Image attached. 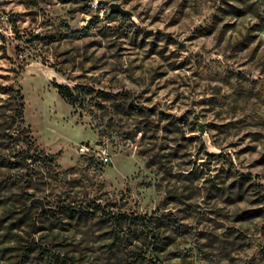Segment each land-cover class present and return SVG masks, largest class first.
<instances>
[{"label":"rangeland","instance_id":"obj_1","mask_svg":"<svg viewBox=\"0 0 264 264\" xmlns=\"http://www.w3.org/2000/svg\"><path fill=\"white\" fill-rule=\"evenodd\" d=\"M95 1L0 0V264H264V0Z\"/></svg>","mask_w":264,"mask_h":264},{"label":"trees","instance_id":"obj_2","mask_svg":"<svg viewBox=\"0 0 264 264\" xmlns=\"http://www.w3.org/2000/svg\"><path fill=\"white\" fill-rule=\"evenodd\" d=\"M53 85L58 89L59 93L62 96L66 97L71 102L77 101V97H76L75 93L73 92V89L70 86L59 84L57 82H54ZM20 105H21V108L24 109V97H23V95L20 96ZM22 117H23V113H22ZM22 119H24V117ZM145 218H146V216H143V215H135L134 217H132V221H134L135 224H138L141 221H144ZM123 220H124L123 216H120L118 218V222L123 221ZM119 223H122V222H119Z\"/></svg>","mask_w":264,"mask_h":264},{"label":"water","instance_id":"obj_3","mask_svg":"<svg viewBox=\"0 0 264 264\" xmlns=\"http://www.w3.org/2000/svg\"><path fill=\"white\" fill-rule=\"evenodd\" d=\"M110 11L111 13H120V14H127V15H132V11L123 7L121 3L118 2H113L110 5ZM31 204H39L41 206L42 210L47 209L46 201L42 197H34L31 200Z\"/></svg>","mask_w":264,"mask_h":264},{"label":"built area","instance_id":"obj_4","mask_svg":"<svg viewBox=\"0 0 264 264\" xmlns=\"http://www.w3.org/2000/svg\"><path fill=\"white\" fill-rule=\"evenodd\" d=\"M93 6L98 10V8H99L98 0H96L95 3H93ZM80 150L83 152H86V151H90L91 148H89L87 144H81ZM93 151H96L95 155L99 156L104 162L108 163L111 161L110 160V153H109L106 146H101L98 150H93Z\"/></svg>","mask_w":264,"mask_h":264}]
</instances>
